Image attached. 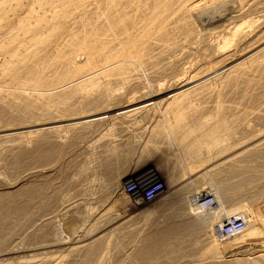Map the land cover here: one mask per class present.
<instances>
[{
    "label": "rangeland",
    "instance_id": "374dc122",
    "mask_svg": "<svg viewBox=\"0 0 264 264\" xmlns=\"http://www.w3.org/2000/svg\"><path fill=\"white\" fill-rule=\"evenodd\" d=\"M27 1L29 2L30 0H27ZM211 1L212 2H209V0H203V1L200 0V1L196 2V4H194L195 8L191 9V10L187 9L188 6H186V8L182 7L181 10H176V13L177 14L179 13L178 15H174L176 13L172 12L171 19L169 22H167V24H168L167 28L173 30L172 29L173 23H175L174 24V26H175L176 24L181 23L183 21L184 22L186 21L185 23H187L189 28H193L194 26H193L191 20L196 19L198 17H199L198 19H199L200 26L202 28H198V30L196 29V30H193L191 32L190 31H185L184 33L181 32V34H178V30H177L176 33L173 34L174 35V41H176L177 38L187 40L185 43V53L180 55V56H177L176 58L175 57L170 58L172 60L164 59V61L162 63H160V66L168 64L172 61L170 64H168V66H166V69L164 71H159L157 73L156 72L151 73L148 70H146L145 67H143L141 65V69H142V70L140 69L141 74L139 75V78L136 82L135 81L133 82L132 80L128 81V80H126V78H124V79L119 78L117 80L112 79V81L110 80L111 83L108 82L109 84H107L109 88H107V85H106L105 87H101V88H97L94 90L87 91L88 93L86 94L83 101H80L77 103L74 101H71V103L65 104V105H63L64 103H61L60 106L63 107L64 110L66 109L67 112L63 111V114L61 113L60 117H59L60 114L57 115L54 113L55 115L51 116V117L54 116L52 120L50 119V117H48L49 119H47V120L44 119L43 120L44 122L40 119H39V121H35L34 119L30 120V118H28V117L25 118V121H24V118L21 119L22 122H20L21 121L20 118H17L19 120V122L23 124V126H26L24 128L27 130V132L29 130H31L30 132H28V133H30V134H28V136H27V132H26L27 138L26 137H25L26 139L24 138V143L26 144V146L31 147V146H33V144H34V146H36V143L38 144V142L40 145L41 144H43V145L38 147L39 148V151L37 149L38 154L36 152H34V150H31V149L27 150L28 152L25 150L26 151L25 155L27 157L25 158L24 161H21L22 166H19L17 164V161H14V159H12V158H10V160H6L8 163H6V161H5V163L2 162V164H0V171H1L0 172V193L5 196V197H3V195L0 194V200H2V202L0 201L1 202L0 205L2 206L5 204H8L11 202L10 200H13L16 198L19 199L18 201L23 200L24 206H27L28 208L30 206L31 211L33 210L32 214L34 215V217L36 216L35 217L36 220L34 219L32 221H35L36 223L35 222L30 223L31 225L29 224L28 225L29 227L26 226L25 229L23 228V230L21 232L19 231V229H14L12 231L11 227H9V228L8 227H5V228L1 227L0 233H5V235H4V237L6 236L5 238L9 237L10 241L11 240L14 241L16 239L15 241H17V242H15V243H17V244L21 240L23 241L24 239L29 240L32 243H35L36 241L41 242L42 238L45 241H53V240H55L53 238H56L59 236L57 225L59 224V222H62L65 225L64 227H66L65 232H63V238L64 239H60V241H58V242L56 241L57 243H55V242L52 243V244H57V245L50 249V250H54L53 252L55 253V256H54V254L51 256H54L56 258H58L59 255L61 256L64 253H66L68 250H70V248L74 247L75 245H80L81 243H84L86 241L91 242V240L93 241V240L99 238V236H101L98 240L99 241L98 244L96 245L97 247H95V249H92V251H90V253H89V256L90 257L92 256V257L90 258L88 256L87 257L85 256V259L89 258L91 260V264H95L96 261L99 262L100 257L102 255H103V258L100 261L102 264H208V263L209 264L210 263L211 264H217L218 261H219V264H226V263L227 264H264V257H262V256H264L263 255L264 253H262V251H260L261 249L260 250L257 249V251H254V252L251 251L250 254H249L248 250L247 251L245 250L246 251L245 254L244 253L239 254V252H241V250H239L238 247L240 248L241 245L240 246L237 245V247L235 245V248L233 246L232 250L230 249V251L228 249L226 251L225 250L222 251L220 249V251H219V248H218L217 249L218 251L214 252L216 247H215L213 241L212 242L210 241V240L214 239V236H215L213 234L214 232H212L213 226H209L207 228L206 226H204L206 224H204V221H203V220H206V217H209V215L212 216L215 212L217 213L218 211H216V210L218 208H216V207H218L219 204H220L219 206H221L222 203H223L224 207H226V209L229 207H230L229 209H231V208L233 209V207H234L233 205L238 203V201H239L238 206H241V204L243 203V204H245V207H247L248 209L250 207H252L251 210L256 209V208L263 205V202H264V156H263L264 155L263 154L264 153V151H263L264 147L262 148V146H264V145L261 146V150H262V154H263L262 156L260 155L261 152H256L259 154L254 153L252 155L250 154L251 156L246 155L244 159H241V161L244 160L242 162L240 161V158H239L238 161H235L233 163L231 162L232 163L231 165L226 164L227 166L226 165L223 166L224 168L221 167L222 170H221V168H220V170L218 168V172L216 171L217 173H214V175L218 174L219 172L220 173L218 174V177L215 175L216 178H214V175H213L214 179L213 178L210 179V177H209V179H210L209 180L208 176H206V175L201 176L200 174L196 173L194 175L195 176L194 178H196V176H199L201 178L205 177L206 179L205 178H202V179H203V182L205 180H206V182L202 183V179L199 177H197V180H195V182L197 181L198 184L192 183V181H191L192 179L189 180V181H191L190 183H192V184H190V183L188 184V180H186V184L184 182V185L177 186L175 189H173L174 192H171L172 193L171 194L170 192L169 193L167 192L168 188L171 187V185L173 183H174L173 186L175 184H177L178 177L183 172L186 171L185 168L187 166H186V164H184L185 162L183 163L181 157H179L177 155L178 153L173 152L174 149L171 148L172 147L171 145L167 146L166 142H164V143L160 142L158 137L149 133L152 124L155 123V118H153V114L156 111L160 110L162 100L167 95V92L170 90H176L177 89V87L174 85L175 80L178 78H181L183 81L187 82L188 77L184 76V71L188 67L195 69L198 66L199 67L209 66L210 62L212 63V60H213L212 55H211L214 52L212 46H216L215 49L218 48L217 45L220 47H223L225 45V43L229 42L230 39H232V35H230L228 33L227 28H229L230 26L238 25V23H240L239 25H241V24L246 25L243 27H245L247 30H256V32H257V31H259L258 27L262 24V22L264 20V0H251V1L250 0H247V1L243 0V1L248 2V6L246 5L242 10H240L237 13L236 12L229 13V11H231L235 8V6H233V5H235L234 2L238 1V0H235V1L230 0V2H229V0H222V1L221 0H211ZM213 1L215 3H213ZM149 2H150V0L146 3L148 4ZM200 2L203 5H201ZM219 2H220V4H219ZM225 2L228 4H226ZM197 3H200V4L197 5ZM207 3H208V5L209 4L210 5L207 6ZM216 3H217V5H216ZM231 3H233L232 6H231ZM228 5H230V6H228ZM204 6H205V8H204ZM29 7H25L23 10H21L20 14L21 15L23 14L25 16ZM197 7L198 8L200 7L199 12H198ZM224 7L225 8L227 7L229 10L228 9L225 10ZM149 9H150V7H149ZM221 9H223L224 11H222ZM182 10H184L183 11L184 13L181 12ZM147 11H148V14H147ZM195 11H197V12L195 13ZM152 13L153 12L151 11V9L150 10L146 9L142 13V15H144V17H146V15H150ZM226 13H229V14L227 15ZM142 15L140 17H138V19L143 18ZM179 15L181 17L182 16L183 17L181 18ZM178 17H180L179 20H178ZM173 18H176L177 20L175 21V19L173 20ZM186 18H189V19H186ZM249 19L250 20L252 19V20L250 21ZM260 19H261V21H260ZM169 24H170V26H169ZM255 24H257V25H255ZM225 28H226V32H225ZM137 29H138V27H137ZM137 29L135 28V32L137 31ZM196 31H198V32H196ZM187 32H189V33H187ZM193 32L197 35H195ZM190 34L192 37H190ZM193 34L195 35L194 37H193ZM220 35L221 36L224 35L223 38ZM181 36H183L184 38ZM218 36H219V38H221V40L218 38ZM185 37H186V39H185ZM188 40L192 41L191 46L189 45L190 41H188ZM220 41H222V42H220ZM187 46H189V47H187ZM244 46H241V45L239 47L232 46V49L230 46L229 50H230V52L231 51L233 52L235 59L240 58V56H242V54H245L244 56H246V54L249 53L246 50L248 47L246 45H244ZM143 48H146V47L143 46ZM186 48H188V49H186ZM220 49H222V48H220ZM216 50H218V49H216ZM236 55H238V56L235 57ZM85 57L86 56H83V54L79 55L77 60L80 63H82V62H84ZM166 60H168V61H166ZM204 60H205V62H204ZM198 63H200V64H198ZM200 65H202V66H200ZM146 71H147V73H146ZM253 74H255V73H253ZM251 76L252 75H250L249 77H251ZM263 81H264V74H263ZM121 85H123V86H121ZM242 85L243 84L241 83V85H240L241 88L239 86L240 90L238 88L237 91L239 90V92H240L242 89V91L244 92V90H245L243 95H245V93H247V91L249 93H252V91H254V92L256 91L255 95H253V97H252L251 95L254 93H252L251 95L249 93H247L245 95V97H247V96L248 97L245 98V97H242L243 95H241L243 92L239 93L236 91L237 94H235V95L241 96V97L235 96L236 99L241 100V98H242V100H243L242 102H244L245 99H246V101L244 103H242V105H240L241 101L238 102V100L234 99L236 105L238 106L237 103H239V106L236 108L235 107L236 105H234L235 104L234 103L233 109H232V105L229 104V103H231V100L229 102V99H231L232 96L230 98L228 96V95H233L232 94L233 92L230 91V90L233 91V89L232 88L228 89L230 87L228 85L226 86L227 87L226 89H225V86L223 89V92L225 91L224 94L226 95L225 105L226 106L229 105L228 107H226V109L228 108L229 111H227V113H225L224 115H226V114H227L226 116L230 115L228 118L231 121H232V119L233 120L235 119L233 121L234 123H235L236 119H238L235 124L233 122L232 123L239 130L236 129L235 127H233V129H231V131H230L231 133L229 132V134L227 133L224 137H222V136L221 137L223 138L222 140L227 142V144H228V142H229V144H234L233 146H235V143L233 142V136H234V141L240 140L239 142L241 143L244 139L247 142L249 141V143L244 141L245 143L250 144L252 142V137H253V142H254L257 140V136L264 131V125H263L264 124V100H263L264 99L263 98V95H264V88L263 87L264 86H262L264 84L263 83L261 85H260V83L256 84V87L259 88L262 86L261 87L262 89H257V88H255V85H252V89H255V90L251 89L250 91H249V89L251 88V86L250 87L246 86L247 87V90H246L245 85H243L244 86V90H243ZM162 86H163V88H162ZM253 86H254V88H253ZM227 91L229 94L227 93ZM257 91H258V93H257ZM140 93H141V95H140ZM88 94H90V95L88 96ZM104 94H106V95H104ZM257 94H259V95H257ZM141 96H142V98H141ZM108 97H110V98L108 99ZM249 97H251V99H249ZM137 98H138V100H137ZM227 98H229V99H227ZM134 99H135V101H134ZM260 99H261V101H260ZM143 101L145 102V105H144ZM146 101H147V103H149V102L150 103L147 104ZM131 102H133V103H131ZM129 104L130 105L133 104L134 108L132 106L129 107ZM135 105H137V106H135ZM208 105L213 106L212 102L208 103ZM66 106H67V108H66ZM88 106H89V109H88ZM138 106H140V109L142 111L138 108ZM150 106H152V107H150ZM230 106H231V108H230ZM154 108H155V110H154ZM126 109L129 111H127ZM147 109H149V110H147ZM134 110H137L138 112L134 111ZM232 110L235 111V114H234V112L231 113ZM254 110H255V112H254ZM144 111H145V113H144ZM191 111L192 110H188L185 108L184 112H183V113H185V115L184 114L182 116L180 115V119L182 117H183L181 119L182 121H184V120L186 121V120L190 119L191 118L190 115L191 116L193 115V111L192 112ZM237 111H238L239 116H238V114H236ZM187 112H189V113H187ZM241 112L243 113L244 117L242 116ZM124 113L126 115H124ZM127 113H128V115H127ZM130 113H131L132 117H131V115H129ZM258 113H260V114H258ZM136 114H137V116H135ZM247 114H248V117H247ZM142 116H144L146 120ZM6 118L7 117H3L2 118L3 120H1L3 122L1 124H3V125L0 126V131H1L0 132V143L2 144V145L0 144L1 145L0 149L2 148L0 150V152H4L7 150L6 147L5 148L2 147L4 145L2 142L5 141V139L4 140H2V139L5 138L4 136H6L7 126L12 124L10 122H5ZM138 118H141V119H138ZM142 118H143V120H142ZM246 118H247V121H246ZM4 119H5V121H4ZM221 119H223V121H222L223 123H231V122H229V119L227 120V118H225V116H224V118H221ZM244 119H245V121H244ZM124 121H125V123H124ZM239 121L241 123L240 126H239ZM24 122H25V125H24ZM79 122L80 123L82 122V123L80 124ZM247 124H249L248 125L249 127L247 126ZM132 125H133V127H132ZM42 126H44V127H42ZM50 127H52V128H50ZM148 127H149V129H148ZM2 128H4V129H2ZM39 129L42 131H40ZM47 129L51 130V133H50V131H47ZM260 130H261V132H260ZM202 131L205 132L206 129H202ZM52 132H54V133H52ZM200 132H201V130H199V132H198V140H197V136L195 138L192 137L190 139L191 141H189L188 146H189V148H191L190 149L191 151L194 150L192 152H195V154L202 155V154H204V151L203 152L201 151V150H203V147H204L203 143H205L206 142L205 140H207L208 138L203 133L200 134ZM232 133H233V135H232ZM38 134L40 136L37 138L36 136H38ZM256 134H257V136H256ZM49 135H51V136H49ZM202 135H204L206 137H204ZM231 135H232V138H231ZM152 136H154V137H152ZM199 137H200L201 141L199 140ZM226 137L228 139H226ZM49 138H50V141H49L50 143L48 144L45 141L48 140ZM241 138H242V141H241ZM148 139H150V140H148ZM153 140H157L158 142L157 141L155 142ZM202 140H203V142H202ZM250 140H251V142H250ZM32 141L34 143H32ZM145 141H147V142H145ZM198 141H200V142H198ZM29 142H31L30 143L31 146H30ZM53 143H54V145H53ZM145 143H147V144H145ZM150 143H152V144L150 145ZM158 145H160L161 148H159V149H158V147L155 148ZM236 146H239L238 142H236ZM50 147H53V148H50ZM162 147H164V148H162ZM51 150H53V151H51ZM171 150H172V152H171ZM29 152H31V153L27 154ZM39 152H41L40 155H39ZM43 154H45V156ZM57 154H59V155H57ZM214 154H217V153L213 152V156H214ZM25 155H24V157H25ZM38 155H39V157H38ZM46 156L48 157V159H46L47 158ZM53 156H55V157H53ZM247 156H249L250 158H248ZM42 157H44V158H42ZM51 157H53V158H51ZM253 157H254V159H253ZM246 159H248V160H246ZM12 160H13V162H11ZM45 160L46 161L48 160L49 162L48 161L45 162ZM51 161H52V163H51ZM239 163L241 166H238ZM233 164H235V165L233 166ZM242 164L244 165V167ZM49 165H51V166H49ZM183 165H185V166H183ZM225 167H227V168L225 169ZM239 167H241V168H239ZM149 168H152L153 170H155V172L158 173L159 176H161L165 179L166 189L161 196H159L156 200H154L152 202L134 204V200L132 201V199L125 192L122 191V183L126 178L134 177L135 174H137V173H139L145 169H149ZM171 168H172V171H171ZM235 168L237 169V171ZM246 168L249 169V171ZM242 169H244V170L241 171ZM238 170H240L241 173ZM83 171H85V172H83ZM244 171H247L248 173L244 172ZM2 172H4V173H2ZM16 172H18V175ZM243 172L245 173L246 176L244 175ZM83 173H85V174H83ZM2 174H4L5 177L7 176V178L4 179L5 177ZM170 174H173V175L171 176ZM12 175L15 176L16 178L13 177ZM229 175H230V177H229ZM11 177H13V178H11ZM221 177H223L224 180ZM248 177H249V179H248ZM9 178H10V180H9ZM3 179H4V181H3ZM234 179H236V180H234ZM6 180L10 184L6 183L7 182ZM173 180H175L176 182ZM214 182L216 184H213ZM241 183L244 185H242ZM204 185H205V187H204ZM213 185L217 186L216 189L214 188ZM221 185H223V186H221ZM224 185H226V186H224ZM220 187H221V189L223 187V190L226 188L225 191H222L220 189ZM21 188H22V190H21ZM40 188L43 190H41ZM215 190H216V192L219 191L221 193V195H220V193H219V195L221 197L222 196L224 197V199H222L224 201L221 202L220 199L217 198V199H219L217 201H220V203L218 202L217 206L216 205L213 206L211 203H206L205 205H201L199 203L200 199L204 195H209L208 193H210V192L216 193ZM34 192H35V194H34ZM196 192H198V193H196ZM199 192L201 193V195ZM222 192H223V194L224 193L228 194V197H227V195L226 196L222 195ZM57 193H59V194H57ZM29 194H31V195H29ZM37 195L38 196L40 195V196L38 197ZM66 195H69V196H67L68 198L66 197ZM20 196L23 197L24 199L21 198ZM71 196H73V197H71ZM2 197H3V199H1ZM230 197L232 199H230ZM26 198H27V200H25ZM191 198L195 202H193V200ZM7 199H8V202L6 203ZM23 201H22V203H23ZM83 202H85V203L83 204ZM26 203H27V205H26ZM247 204H248V206H246ZM69 205L71 206L70 209H68ZM198 205H200V206L198 207ZM227 206H229V207H227ZM235 206L237 207V205H235ZM9 207L13 208V206L12 207L7 206L5 209H2V211L0 212V221H3V219H5L4 221H6L7 219L10 218L9 215H7V213H9L11 211L13 213L16 212V210H14V209H12L8 212V210L10 209ZM203 207H207V208H203ZM243 207H244V205H243ZM200 208H202V209H200ZM4 211H6V212H4ZM34 211H35V213H34ZM64 211H66L67 215ZM123 211H127V213L123 214ZM36 212L38 215L36 214ZM209 213H211V214H209ZM1 214H3V215H1ZM64 214H65V216H64ZM192 218L195 220H193ZM58 220H60V221H58ZM72 220L75 223V224H73L74 228H76V229H74L75 232L72 230L74 233L67 230V229H69L67 227L72 226V223H73ZM198 221H201V222L198 223ZM212 221H213V219H212ZM215 221L216 220L214 218L213 222H215ZM48 222H50L51 225H49ZM213 222L210 224L213 225ZM65 223L67 225L69 224V226H67ZM12 226H13V224H12ZM44 226H45V228H47V227L48 228L46 230H44V228H43ZM26 228H29L31 231L29 232V229H26ZM41 228H42V231L40 230ZM72 228H73V226H72ZM205 228L208 230H205ZM210 228H211V230H210ZM27 230H28V232H27ZM43 230H44V232H43ZM47 230H49V233H50V231L54 232V233H51L49 235ZM32 231H33L32 234H34V235L31 234ZM11 232L14 234H12ZM40 232H42L44 235ZM91 232H93V233H91ZM40 234L43 235L42 238L40 237L41 236ZM46 234H48V236H50V238H48L50 240H47L48 236ZM100 234H102V235H100ZM45 235H46V237H45ZM211 235H214V236H211ZM15 236H16V238H15ZM37 236H38V238H36ZM51 236H53V237H51ZM253 236L255 237V239H257L256 233L252 234V236H251L252 239L254 238ZM93 237L95 239H93ZM89 238H91V240ZM233 238L234 237H231V239L229 238V240H233ZM88 239H89V241H88ZM207 239L210 242L207 241ZM4 240L6 242H5V245H3V246L15 245V243H13V241L10 242L8 239H4ZM7 240H8V242H7ZM76 242H78V243H76ZM222 242H224V241H222ZM256 242L257 241H255L254 243L248 244L247 247L252 246ZM6 243H8V244L6 245ZM257 243L260 244L259 241ZM2 244H4V241H2ZM259 244L258 245L255 244L254 247L255 248L260 247ZM208 245L213 246V247L212 248L208 247ZM0 246H2L1 243H0ZM205 246H206V248L208 247L206 250L209 251V253L204 249ZM56 248H57V250H56ZM210 248L212 250L214 248L212 253H213V257L214 256L216 257V258H214L215 260L212 259L213 258L212 256H210V255H212V253L210 254V252H211ZM100 249H102V250L100 251ZM237 250H239V252ZM258 250L261 253H259ZM145 251H147V252H145ZM201 251H202V253H201ZM233 251L235 252L234 254L231 253L230 256H227L230 252H233ZM80 253L79 254L76 253L77 255L80 256L79 258L75 254L70 253L69 255L71 256V258L68 255V261L69 262L66 260L67 264H70V263L76 264L75 262L78 263L81 256H82V258H84V252L81 253L83 255H81ZM67 254H66V258H67ZM104 254H105V256H104ZM200 254H201V256H200ZM85 255H86V253H85ZM259 255H261V256H259ZM199 256H200V258H198ZM203 256L208 257V260L206 258L203 259ZM219 256H220V258H219ZM231 256H234L235 258L231 257ZM97 257L99 260L97 259ZM209 257H212V258H210L211 261L209 260ZM229 257H231L232 259ZM196 258H197V261H196ZM71 259L72 260L75 259L77 261H75L73 263L74 260L72 261ZM103 259H105V260H103ZM200 259H202L203 261ZM221 259H222V261H221ZM54 260H56V259H54ZM84 260L82 262H84ZM157 260H158V262H157ZM52 263H53V261H52ZM81 263L79 262L78 264H81Z\"/></svg>",
    "mask_w": 264,
    "mask_h": 264
},
{
    "label": "bare ground",
    "instance_id": "6f19581e",
    "mask_svg": "<svg viewBox=\"0 0 264 264\" xmlns=\"http://www.w3.org/2000/svg\"><path fill=\"white\" fill-rule=\"evenodd\" d=\"M148 1L149 0H30L28 2L27 0H24V1L23 0H0V118L1 117L2 118L7 117L6 121H5V119H4V121L12 123L9 126H7V129H6L7 132L5 131L6 136H4L5 138L2 139V140L5 139V141L2 142L5 146L3 145L2 147H4V148L6 147L7 150L5 149L6 151L0 152V164H2V162L5 163L6 160H10V158H12V159H14V161H17V164L19 166H22L21 161H24L25 158L27 157L25 155L26 151L31 149V150H34V152H36L38 154V152H37V149L39 151L38 147L43 145V144L40 145L38 142V144L36 143V146H34V144H33V146H31V144H30L31 142H29L31 147L26 146V144L24 143V138L26 137L27 130L24 128L26 126H23V124L20 123V122H22L21 119L24 118V121H25V118L28 117V118H30V120L34 119L35 121H39V119H40L43 121L44 119L47 120V119H49L48 117H50V119L52 120L54 116L53 117H51V116L55 115V114H57V115L60 114L59 115V117H60L61 113L63 114V111L67 112L66 109L64 110V108L60 106L61 103H64L63 105H65V104L71 103V101H74L76 103L83 101L86 94L88 93L87 91L94 90V89L101 88V87H105L107 84H109L108 82H110V80L112 81V79L117 80L119 78H123V79L126 78V80H128V81L132 80L133 82L134 81L136 82L139 78V75L141 74V70H142L141 65L143 67H145L146 70H148L151 73H155V72L157 73L159 71H164L166 69V66H168V64H170L172 62L171 61L168 64L160 66V63H162L164 61V59L172 60L170 58H173V57L176 58L177 56H180V55L185 53V43L187 40L177 38V40L174 41V35L173 34L176 33L177 30H178V34H181V32H183V33L185 31L191 32V31L196 30V29L198 30V28H202L200 26V23H199V19H198L199 17L196 19H192L193 21L191 20V22L194 26L193 28H189L187 23H185L186 21L185 22L183 21L181 23L176 24L175 26H174L175 23L172 22L173 23V28H172L173 30H171V29L167 28V26H168L167 22L170 21L171 16H172V12L176 13V10H181L182 7L186 8V6H188L187 9H190V10L194 9L195 8L194 4H196V2H198L200 0H150V2L147 4L146 2H148ZM246 1H243V0L235 1L234 2L235 5H233V6H235L236 9L234 8L233 10L229 11V13H234V12L237 13L240 10H242L246 5L248 6V2H246ZM209 2H212V1L209 0ZM229 2H230V0H229ZM200 3H197V5ZM213 3H215V2L213 1ZM219 4H220V2H219ZM226 4H228V3H226ZM232 4L233 3H231V6H232ZM201 5H203V4L201 3ZM209 5L207 3V6H209ZM216 5H217V3H216ZM228 6H230V5H228ZM25 7H29V9L24 16L23 14L22 15L20 14L21 13L20 11L23 10ZM149 7L153 13L150 14L151 16L145 14L146 17H144V15H142V13L146 9L150 10ZM227 7L226 8L224 7V9L227 10L228 9ZM199 8H198V12H199ZM204 8H205V6H204ZM221 10L224 11L223 9H221ZM183 11L184 10H182L181 12H183ZM196 12L197 11H195V13ZM229 13H226V14L228 15ZM147 14H148V11H147ZM178 14L176 13L174 15H178ZM141 15L143 16V18L138 19V17H140ZM180 17H178V20ZM174 19H175V21L177 20L176 18H173V20ZM186 19H189V18H186ZM260 21H261V19H260ZM239 24L240 23H238V25L230 26L229 28H227L228 33L230 35H232V39H230L229 42L225 43V45L223 47H220L217 45L218 48H216V49H218V50H216L215 49L216 46H212L213 51H214L213 54H211L213 60H212V63L210 62L209 66H204V67L198 66L195 69L188 67L184 71V76L188 77L187 82L183 81L181 78H178L175 80L174 85L177 87V89L175 88L176 90H170L167 92V95L162 100L160 110L156 111L153 114V118H155V123L152 124L149 133L158 137L160 142H163V143L166 142L167 146L171 145L172 147L171 146L170 147L174 149V150L172 149L173 152H177L178 153L177 155L179 157H181L183 163L185 162L184 164H186V166H187L185 168L187 172L186 171H185L186 173L183 172L178 177V179L176 178L177 184H175L173 186V184H174L173 183L171 185V187L168 188V190H167L168 193L174 192L173 189H175L177 186L184 185V182L186 184V180H188V184L191 181H192V183L198 184L197 181L195 182V180H197V177H199V176H196V178H194L195 177L194 175L196 173L200 174L201 176L206 175V176H208V179H209V177H210V179H212L214 173L218 172V168L220 170V168L225 166L226 164L231 165L233 162L238 161L239 158L241 161V159H244L246 155H250V154L252 155L256 152H261V154H260L261 156L264 154V153L262 154V150H261V146L264 145V133H263L264 131L262 133H260L258 136L256 134L257 140L254 142H253V137H252V142L250 140V142H251L250 144H247V143H249V141L247 142L244 139L242 141V138H241V141H242L241 143L239 142L240 140L239 141L235 140L236 142L239 143V146H236V142L234 141V136H233V142L235 143V146H233L234 144H229V142L227 144V142L222 140L223 139L222 137H224L227 133L229 134L231 129H233V127H235V125H233V123H234L233 121L235 119L233 120L231 118L232 119V121H231L228 118L230 116L229 114H228L229 116H226L227 114L224 115L225 113H227V111H229L228 108L226 109V107H228L229 105H227V106L225 105L226 95L224 94L225 91L223 92L224 86H225V89L227 88L226 87L227 85L230 86L228 89H230V88L233 89V91L230 90L231 92H233L232 93L233 95H228L229 93L227 91V93H228L227 95L229 96V98L232 96L231 99L227 98V99H229V102L231 100V103H229V104L232 105V109L234 108L233 107V104L235 103L234 99L238 100V99H236V97H241V96L235 95V94H237V92H239V90L241 88V86H240L241 83L243 85H245V87L251 86L250 89L248 88L249 91L252 89V85H255V88H257V89H262L261 87L264 86V85H262L259 88L256 87V84H259V83H260V85L262 83L264 84V81H263V74H264V20H263L262 24L260 23L261 25L259 24L260 25L258 27L259 31H257V32H256V30H247L245 27H243L246 25H244V24L239 25ZM255 25H257V24H255ZM169 26H170V24H169ZM137 27H138V29H137ZM135 28L137 29L136 32H135ZM196 32H198V31H196ZM225 32H226V28H225ZM187 33H189V32H187ZM194 34H193V37L195 35H197V34H195V35ZM223 36H221V37L223 38ZM181 37H183V36H181ZM190 37H192L191 34H190ZM218 38H219V36H218ZM185 39H186V37H185ZM219 39L221 40V38H219ZM188 41H190V40H188ZM222 41H220V42H222ZM191 44H192V41H190L189 45L191 46ZM240 45L241 46L246 45L248 48L247 49L245 48V49L249 53L246 54V56H244L245 54L241 53L242 56H240V58L235 59L233 52L232 51L230 52L229 48L231 46V49H232V46L239 47ZM143 46L146 48H143ZM187 47H189V46H187ZM219 47L222 49H220ZM186 49H188V48H186ZM82 54H83V56H86V57H85L84 62L80 63L77 60V58L79 57V55H82ZM237 56L238 55H236L235 57H237ZM168 60H166V61H168ZM204 62H205V60H204ZM198 64H200V63H198ZM200 66H202V65H200ZM146 73H147V71H146ZM253 73H255V74H253ZM250 75H252V76L249 77ZM243 85H242V87L244 90ZM121 86H123V85H121ZM239 86H240V88H239ZM247 87H246V90H247ZM107 88H109L108 85H107ZM162 88H163V86H162ZM238 88H239V90L237 91ZM253 88H254V86H253ZM252 90H255V89H252ZM240 92H243L242 89ZM244 92H245V90H244ZM244 92L241 95H243ZM255 92L252 91V93H254V94H252V93H249L247 91V93H249L250 95L252 94L251 95L252 97H253V95H255ZM247 93H245V95ZM257 93H258V91H257ZM89 95L90 94H88V96ZM104 95H106V94H104ZM140 95H141V93H140ZM245 95H243L242 97H245ZM257 95H259V94H257ZM247 97H245V98H247ZM109 98L110 97H108V99ZM141 98H142V96H141ZM263 98H264V95H263ZM249 99H251V97H249ZM137 100H138V98H137ZM134 101H135V99H134ZM239 101H241L240 105H242V103H244L246 101V99L244 102H242L243 101L242 98H241V100L239 99L238 102ZM260 101H261V99H260ZM211 102H212L213 106L208 105V103H211ZM131 103H133V102H131ZM146 103H147V101H146ZM149 103H147V104H149ZM130 104H129V107H131V106L133 107V104L132 105H130ZM237 104L239 106V103H237ZM144 105H145V102H144ZM234 105H236V103ZM135 106H137V105H135ZM238 106L236 105L235 107L237 108ZM150 107H152V106H150ZM66 108H67V106H66ZM138 108L140 109V106H138ZM185 108L188 110H192L193 115L191 116L189 114L191 118L186 120V121L185 120L182 121L181 119L183 117L180 119V115L181 116L183 114L185 115V113H183ZM230 108H231V106H230ZM88 109H89V106H88ZM147 110H149V109H147ZM154 110H155V108H154ZM127 111H129V110H127ZM134 111H137V110H134ZM189 112H187V113H189ZM233 112L235 114V111L232 110L231 113H233ZM242 112H241V114L243 116ZM254 112H255V110H254ZM144 113H145V111H144ZM260 113H258V114H260ZM236 114H238V111ZM124 115H126V114L124 113ZM127 115H128V113H127ZM129 115H131V113ZM135 116H137V114ZM144 116H142V117L145 119ZM224 116H225V118H227V120L229 119V122H231V123H223L222 122L223 119H221V118H224ZM238 116H239V114H238ZM131 117H132V115H131ZM247 117H248V114H247ZM2 118L0 119V126L3 125V124H1V123H3L1 121V120H3ZM17 118H20L21 121L19 122V120ZM143 118H142V120H143ZM138 119H141V118H138ZM237 120L238 119H236V121ZM236 121H235V123H236ZM244 121H245V119H244ZM246 121H247V118H246ZM124 123H125V121H124ZM240 124L241 123L239 121V126H240ZM249 124H247V126ZM24 125H25V122H24ZM42 127H44V126H42ZM132 127H133V125H132ZM50 128H52V127H50ZM2 129H4V128H2ZM148 129H149V127H148ZM202 129H206V131L203 132ZM236 129H238V128H236ZM199 130H201L200 134L203 133L208 138V139L206 138L207 140L204 139L206 142L204 141L205 143H203L204 147H203V150H201V151L202 152L204 151V154H202V155L195 154V152H192L194 150L191 151L190 150L191 148H189V146H188L189 141H191L190 139L192 137L195 138L197 136V140H198ZM30 131L31 130H29L28 132H30ZM40 131H42V130H40ZM47 131H50V133H51V130L47 129ZM28 132H27V136H28V134H30ZM260 132H261V130H260ZM52 133H54V132H52ZM204 135H202V136H204ZM232 135H233V133H232ZM232 135H231V138H232ZM39 136L40 135L38 134V136H36V137L38 138ZM49 136H51V135H49ZM154 136H152V137H154ZM206 136H204V137H206ZM200 137H199V140H200ZM226 139H228V138L226 137ZM148 140H150V139H148ZM49 141H50V138L48 140H46L45 142L49 144L50 143ZM153 141L156 142L157 140H153ZM200 141H198V142H200ZM244 141L247 143H245ZM145 142H147V141H145ZM202 142H203V140H202ZM32 143H34V142L32 141ZM152 143H150V145ZM145 144H147V143H145ZM53 145H54V143H53ZM157 147H158V149L161 148L160 145L156 146L155 148H157ZM263 147L264 146H262V148ZM50 148H53V147H50ZM162 148H164V147H162ZM53 150H51V151H53ZM172 150H171V152H172ZM213 152H215L217 154L219 153V154L218 155L214 154V156H213ZM30 153L31 152H29L27 154H30ZM40 154H41V152H39V155ZM45 154H43V155L45 156ZM256 154H259V153H256ZM24 155H25V157H24ZM39 155H38V157H39ZM57 155H59V154H57ZM53 157H55V156H53ZM53 157H51V158H53ZM247 157L250 158L249 156H247ZM42 158H44V157H42ZM46 159H48V157ZM253 159H254V157H253ZM246 160H248V159H246ZM47 161L45 160V162H47ZM242 161H244V160H242ZM11 162H13V160ZM6 163H8V162L6 161ZM51 163H52V161H51ZM240 163L238 164V166H241ZM234 165L235 164H233V166ZM49 166H51V165H49ZM183 166H185V165H183ZM243 167H244V165H243ZM226 168L227 167H225V169ZM239 168H241V167H239ZM221 170H222V168H221ZM243 170L244 169H242L241 171H243ZM247 170L249 171V169H247ZM148 171L153 172L156 175H158V173H156L155 170H153L152 168L145 169V170H143V171H141L135 175H137V178H141L145 175V172H148ZM171 171H172V168H171ZM236 171H237V169H236ZM238 171L240 172V170H238ZM83 172H85V171H83ZM244 172H247V171H244ZM2 173H4V172H2ZM16 173L18 175V172H16ZM83 174H85V173H83ZM218 174H215V175L218 177ZM2 175H4V174H2ZM170 175L172 176L173 174H170ZM215 175H214V178H216ZM244 175H245V173H244ZM4 177H5V175H4ZM13 177H15V176H13ZM13 177H11V178H13ZM229 177H230V175H229ZM6 178H7V176L4 179H6ZM199 178H201V177H199ZM202 178H205V177H202ZM221 178L223 179V177H221ZM4 179H3V181H4ZM190 179H192V180L189 181ZM248 179H249V177H248ZM9 180H10V178H9ZM234 180H236V179H234ZM173 181H175V180H173ZM204 182H206V180ZM204 182L202 179V183H204ZM215 182L213 184H216ZM6 183H9V182L7 181ZM192 183H190V184H192ZM242 185H244V184H242ZM221 186H223V185H221ZM224 186H226V185H224ZM204 187H205V185H204ZM216 187L217 186H214L215 189H216ZM220 189H221V187H220ZM225 189L223 190V187H222L221 190L225 191ZM21 190H22V188H21ZM41 190H43V189H41ZM215 192H216V190H215ZM196 193H198V192H196ZM219 193H220L219 191L216 193L210 192V193H208L209 195H204L200 199L199 203L201 205H205L206 203H211L213 206H215V205L217 206L218 202L220 203V201L221 202L224 201V200H222V199H224V197L223 196L221 197L220 196L221 193H220V195H219ZM34 194H35V192H34ZM57 194H59V193H57ZM1 195H3V194H1ZM29 195H31V194H29ZM200 195H201V193H200ZM222 195H225V196L227 195V197H228V194H225V193L223 194V192H222ZM67 196H69V195H66V197ZM3 197H5V196L3 195ZM3 197L1 199H3ZM71 197H73V196H71ZM21 198H23V197H21ZM217 198H219L220 201H217V200H219ZM230 199H232V198L230 197ZM18 200L19 199L16 198V199L10 200L11 202L8 204L2 205V206L0 205V212L2 211V209H5L7 206H11V207L13 206V208L9 207L10 209L8 210V212L12 209L16 210L15 213H13L12 211L7 213V215H9L10 218L7 219L6 221H4L5 219H3V221H0V228L1 227H4V228L5 227H8V228L11 227L12 231L14 229H19V231L21 232L23 230V228L25 229V227L28 226L30 223L35 222L32 220H34L36 216L34 217V215L32 214L33 210L31 211L30 206L28 208L27 206H24L23 200H21V201H18ZM25 200H27V198ZM0 201L2 202V200H0ZM22 201H23V203H22ZM7 202H8V199H7L6 203ZM193 202H195V201L193 200ZM84 203L85 202H83V204ZM238 203H239V201H238ZM238 203L235 204V205H237V207L235 205H233L234 206L233 209L232 208L229 209L230 208L229 206H227L229 208L226 209V207H224L223 203L221 206H219L220 205L219 204L218 207H216V208H218L216 210L218 212L217 213L215 212L212 216L209 215V217H206V220H203L204 224H206V225H204V224L203 225L208 228L209 226H213L210 223H212L214 221V218L217 222H221L222 220H224L227 217H230L232 215H241L245 219L246 225H245L243 231L240 232L239 234L232 235V236L227 237L225 239L217 238L216 236H214L215 235L214 233H213L214 235H211V236H214V239H212L210 241L211 242L213 241V243L216 247V248L214 247L215 250L213 248L214 252L218 251L217 250L218 248H219V251H220V249L222 251H224V250L226 251L227 249L230 251V249L232 250L233 246L235 248V245H236V247H237V245L238 246L241 245L240 248L238 247V249L241 250V252H239V250H237L239 252V254L240 253L245 254L247 250L250 254L251 251H253V252L257 251V249H259V250L261 249L260 251H262V253H264V216H263L264 215V202H263V205L261 204L262 206H260L256 209H253V210H251L252 207H250L249 209L247 207H245V204H243V203L241 204V206H238ZM248 204L246 206H248ZM26 205H27V203H26ZM243 205H244V207H243ZM199 206L200 205H198V207ZM70 207L71 206L69 205L68 209H70ZM203 208H207V207H203ZM200 209H202V208H200ZM4 212H6V211H4ZM64 212L66 213V211H64ZM34 213H35V211H34ZM124 213L126 214L127 211H123V214ZM36 214H37V212H36ZM209 214H211V213H209ZM1 215H3V214H1ZM66 215H67V213H66ZM64 216H65V214H64ZM212 219H213V221H212ZM193 220H195V219H193ZM58 221H60V220H58ZM199 222H201V221H198V223ZM215 222H213V224ZM48 223H49V225H51L50 222H48ZM12 224H13V226H12ZM69 224L68 225L66 224V225L69 226ZM73 224H75L74 221L72 223L73 228H72V226L67 227V228H69L67 230L71 231L72 233H74L75 232L74 229H76V228H74ZM64 226L65 225L62 222H59V224L57 225L59 236L56 238H53V239H55L53 241L43 240L42 236L44 234L42 232H40L43 234V235L40 234L41 235L40 237L42 238V239L40 238L41 242L36 241L35 243H32L29 240L24 239L23 241L22 240L20 242L18 241L19 243L17 244V243H15V242H17V241H15L16 240L15 239L14 241L11 240V241H13V243H15V245H11V246L7 245L8 243H6L7 246H3V245H5V242H6L4 239L9 240V237L5 238L6 237V236L4 237L5 233H0V243L2 245V246H0V264H67L68 255L70 253L75 254L79 258L80 256L77 254H79L80 252L81 253L84 252V258H82V256H81V258L83 260L85 259V256L90 257L89 256L90 251H92V249H95V247H97L96 245L98 244V242H99L98 240L101 236H99V238H97V239H95L94 238L95 236H94L93 239H95V240H93V241L91 240V238H89L91 240V242L86 241L87 243L84 242V243H81L80 245H75V246L73 245L74 247L71 246L72 248H70V250H68L63 255H61V256L59 255V257L57 256L58 258L54 257L55 256V253L53 252L54 250H50V249L57 245V244H52V243H54V242L57 243L58 241H60V239H64L63 238V232H65V229H66V227H64ZM43 228H44V230H46L48 227L45 228V226H44ZM26 229H29V228H26ZM40 230L42 231V228ZM44 230H43V232H44ZM205 230H208V229L205 228ZM210 230H211V228H210ZM30 231L31 230L29 229V232ZM47 231H48L49 235L51 233H54L51 231L49 233V230H47ZM27 232H28V230H27ZM32 233H33V231L31 232V234ZM91 233H93V232H91ZM254 233H256L257 239H255V237H254L255 235L253 236L254 237L253 239L251 238L252 234H254ZM12 234H14V233H12ZM48 234H46V235L48 236ZM32 235H34V234H32ZM46 235H45V237H46ZM100 235H102V234H100ZM51 237H53V236H51ZM231 237H234L233 240H229V238L231 239ZM15 238H16V236H15ZM36 238H38V236ZM48 238H50V236L47 237V240H50ZM89 239H88V241H89ZM208 239H207V241H209ZM8 240H7V242H8ZM2 241H4V244H2ZM222 241H224V242H222ZM255 241L260 242V244L257 242L255 243L256 245L259 244L260 247L256 246L257 248H255L254 247L255 244L247 247L248 244L254 243ZM76 243H78V242H76ZM206 246L204 248L205 250L208 247H211V248L213 247V246L208 245V247L206 248ZM56 250H57V248H56ZM101 250L102 249H100V251ZM213 250L211 249L210 254L213 252ZM260 251H259V253H261ZM145 252H147V251H145ZM207 252L209 253V251H207ZM85 253H86V255H85ZM201 253H202V251H201ZM231 253L234 254L235 252L234 251L230 252L227 256H230ZM53 254H54V256H51ZM66 254H67V258H66ZM81 255H83V254H81ZM104 256H105V254H104ZM200 256H201V254H200ZM200 256L198 258H200ZM210 256L213 257V253ZM259 256H261V255H259ZM212 257H209V260ZM231 257H234V256H231ZM231 257H229V258H231ZM262 257H264V256H262ZM70 258H71V256H70ZM81 258H80L81 261L78 259L80 263L83 261ZM102 258H103V255L100 257V261ZM205 258L208 260V257L203 256V259H205ZM214 258H216V257L214 256L212 259H214ZM219 258H220V256H219ZM54 259H56V260H54ZM75 259H73L74 261L71 259L73 261V263L75 261H77ZM97 259H98V257H97ZM89 260H90L89 258L85 259L84 262H82L81 264H91V260L90 261ZM103 260H105V259H103ZM200 260H202V259H200ZM52 261H53V263H52ZM100 261L99 262L96 261V263L102 264ZM196 261H197V258H196ZM221 261H222V259H221ZM157 262H158V260H157ZM75 263L78 264L77 262H75ZM70 264H72V263H70ZM217 264H219V261Z\"/></svg>",
    "mask_w": 264,
    "mask_h": 264
},
{
    "label": "built area",
    "instance_id": "2783aa9c",
    "mask_svg": "<svg viewBox=\"0 0 264 264\" xmlns=\"http://www.w3.org/2000/svg\"><path fill=\"white\" fill-rule=\"evenodd\" d=\"M165 189V179L149 171L141 178L134 175L122 183V191L134 200V204L152 202L161 196ZM245 225L243 216L232 215L221 222H215L212 230L217 238L225 239L242 232Z\"/></svg>",
    "mask_w": 264,
    "mask_h": 264
}]
</instances>
